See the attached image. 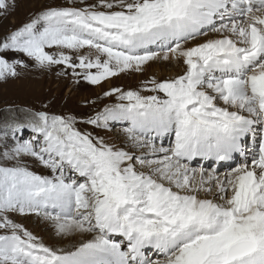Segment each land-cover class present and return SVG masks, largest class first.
Masks as SVG:
<instances>
[{"label": "snow or ice", "instance_id": "obj_1", "mask_svg": "<svg viewBox=\"0 0 264 264\" xmlns=\"http://www.w3.org/2000/svg\"><path fill=\"white\" fill-rule=\"evenodd\" d=\"M12 6L0 0V15ZM0 50L92 85L149 62L183 68L110 88L103 96L117 102L83 120L40 111L4 123L15 144L2 155L15 163L0 164V264H264V0H66L11 30ZM18 66L28 67L0 57V80ZM118 122L127 150L77 127ZM25 129L32 141L16 138ZM236 154L222 175L189 166ZM10 213L73 242L47 245Z\"/></svg>", "mask_w": 264, "mask_h": 264}, {"label": "rangeland", "instance_id": "obj_2", "mask_svg": "<svg viewBox=\"0 0 264 264\" xmlns=\"http://www.w3.org/2000/svg\"><path fill=\"white\" fill-rule=\"evenodd\" d=\"M65 2L66 0H9L10 5L13 6L7 15H0V41L11 30L28 22L35 13L47 7L62 6ZM86 2L96 3L97 0H86ZM205 38L207 37H200L195 42H200ZM0 57L5 58L10 63L19 60L28 65L26 68L18 66L17 72L19 74L16 77L0 80V137H3L0 139V164L5 166H12L15 163V161L5 160L2 155L6 148L10 149L15 144L12 130L3 127L5 122L25 121L26 118H29V113L40 111L56 115H73L78 120H83L94 115L106 104L110 105L117 102L115 96H103V93L110 88L137 90L143 81L150 80L153 76L162 80L175 77L182 74L183 71L182 66H175L173 65L174 62H149L141 72L121 73L99 85H92L83 79H79L77 82L76 78L71 76L70 70H68L67 75H58L64 68L63 65L41 69L36 67L31 59L13 50H0ZM93 101L95 103H92ZM127 126V123L118 122L110 124V130H107L94 128L89 124H77L81 131L102 136L106 142L124 147L126 150L127 137L124 128ZM15 135L21 142L32 141L35 136L30 129H25ZM169 142L166 145H169ZM157 143L159 145L160 142ZM163 145L165 144L163 143ZM21 162L37 174L51 175L49 169H45L30 156H23ZM69 174L71 175V173ZM9 215L15 222L22 224L27 230L40 237L47 245L64 247L68 242L61 243V239L55 234L51 223L34 214L22 216L17 213H10Z\"/></svg>", "mask_w": 264, "mask_h": 264}, {"label": "bare ground", "instance_id": "obj_3", "mask_svg": "<svg viewBox=\"0 0 264 264\" xmlns=\"http://www.w3.org/2000/svg\"><path fill=\"white\" fill-rule=\"evenodd\" d=\"M214 35H215V34H211V33H210V35L207 36V38L203 39V40L200 41V42H203L204 40H206V39H208V38H212ZM173 65H175V66L178 65V66H179V64H177V63H175V62H174ZM121 123H126V122H121ZM260 135H261V133L259 132V129H257V139H259V136H260ZM168 142H169V139H168V138H165V139L163 140L162 143H164V144H165L164 146L167 147L168 145H166V144H168ZM243 143H244L245 145H247V146L250 147V146L252 145V143H253L252 138H251V135L246 136V137L244 138ZM158 146H159V145H158ZM241 159H242V158L239 157L238 154H236V155H234V159H233V160H230L228 163L223 162V163H221L219 166H218V165L216 166V162H215L214 160H212V159H204V158L198 157L196 160L192 161L191 164H190L189 166H190V167H193V168L198 167L197 169L203 167L206 171H211L213 168H217L218 173L222 175V174H223L225 171H227L229 168L236 166V164H238V163L241 161ZM207 162H208V163H207ZM209 162H212L213 164L211 165V164H209ZM60 239H61V243H65V241H68V242H66L65 246H67V245H69L70 243L73 242V241L70 240V239H62V238H60ZM61 246H63V245H61ZM65 246H64V247H65Z\"/></svg>", "mask_w": 264, "mask_h": 264}]
</instances>
